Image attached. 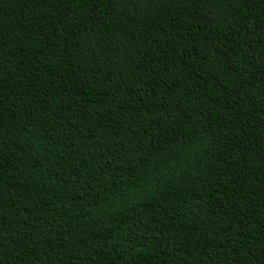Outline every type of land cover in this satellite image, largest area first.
I'll return each mask as SVG.
<instances>
[{
	"label": "trees",
	"instance_id": "16d2710c",
	"mask_svg": "<svg viewBox=\"0 0 264 264\" xmlns=\"http://www.w3.org/2000/svg\"><path fill=\"white\" fill-rule=\"evenodd\" d=\"M0 264H264V0H0Z\"/></svg>",
	"mask_w": 264,
	"mask_h": 264
}]
</instances>
